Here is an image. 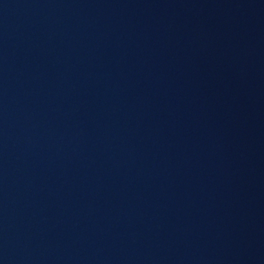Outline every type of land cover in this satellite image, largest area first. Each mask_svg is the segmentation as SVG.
I'll list each match as a JSON object with an SVG mask.
<instances>
[{
    "label": "water",
    "instance_id": "obj_1",
    "mask_svg": "<svg viewBox=\"0 0 264 264\" xmlns=\"http://www.w3.org/2000/svg\"><path fill=\"white\" fill-rule=\"evenodd\" d=\"M0 264H264V0H0Z\"/></svg>",
    "mask_w": 264,
    "mask_h": 264
}]
</instances>
